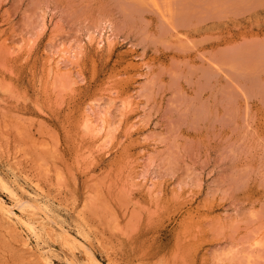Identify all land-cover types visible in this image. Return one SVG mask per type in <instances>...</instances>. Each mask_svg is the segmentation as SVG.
<instances>
[{
  "label": "rangeland",
  "instance_id": "1",
  "mask_svg": "<svg viewBox=\"0 0 264 264\" xmlns=\"http://www.w3.org/2000/svg\"><path fill=\"white\" fill-rule=\"evenodd\" d=\"M0 177L57 264L80 229L103 264H264V0H0ZM1 217L0 264H48Z\"/></svg>",
  "mask_w": 264,
  "mask_h": 264
},
{
  "label": "bare ground",
  "instance_id": "2",
  "mask_svg": "<svg viewBox=\"0 0 264 264\" xmlns=\"http://www.w3.org/2000/svg\"><path fill=\"white\" fill-rule=\"evenodd\" d=\"M111 39L112 38L110 33L108 31L102 30L97 33L96 37L91 38V41L94 40L96 45L101 47L104 46L106 43H109ZM0 185L3 188V191H5V193L10 197V200L12 202V205H7V203L0 198V214L2 215L1 219L4 218L10 225L14 227L13 229L16 230V232L14 231L16 235L17 232L19 231V234L22 237L23 249H25V251L28 254L29 253L31 254V256L28 255L30 258L32 257L33 259H38L48 264H57L52 256L53 252L50 250L52 248L49 247L50 249H45L43 247L44 240L41 234L42 230H40L39 228V224L41 223V226H43V230L44 229L48 230L47 227L48 221L46 220L49 219V221L57 222L56 220H53L54 218H56L54 217L55 215L52 216L54 217L53 219H50L49 215H52V212L51 214H48L47 212H50L49 210L48 211L45 210L44 208H42L43 206L40 208L37 205L38 195H35L34 193L32 194L31 192L27 191L26 188H23L22 186L15 187V185L12 184V181L11 183H7L1 177H0ZM38 189L41 188L38 187ZM22 195H25L23 197L26 198L24 199ZM41 213H43L45 217L42 216ZM81 231L82 230L80 229L79 233L77 232L79 235V239L76 238L75 236H72L67 231H65V233L62 234L61 236L62 238H64L65 242L72 249V251H74L76 248H80V249L83 248L85 261L87 264H103L96 258V256L89 249V247L87 248L85 246V242L83 241L84 240L86 241V237L83 234V232L81 233ZM21 237L18 236V238L20 239ZM33 241H35L34 242L36 243L35 245L33 244ZM67 262L69 263L70 261L68 260Z\"/></svg>",
  "mask_w": 264,
  "mask_h": 264
}]
</instances>
